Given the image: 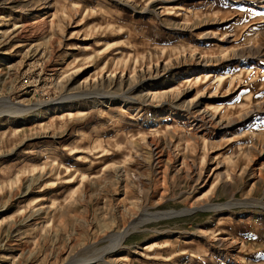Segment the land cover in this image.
Instances as JSON below:
<instances>
[{
    "label": "rangeland",
    "instance_id": "rangeland-1",
    "mask_svg": "<svg viewBox=\"0 0 264 264\" xmlns=\"http://www.w3.org/2000/svg\"><path fill=\"white\" fill-rule=\"evenodd\" d=\"M0 264H264V0H0Z\"/></svg>",
    "mask_w": 264,
    "mask_h": 264
},
{
    "label": "bare ground",
    "instance_id": "bare-ground-1",
    "mask_svg": "<svg viewBox=\"0 0 264 264\" xmlns=\"http://www.w3.org/2000/svg\"><path fill=\"white\" fill-rule=\"evenodd\" d=\"M213 119H214L213 116L208 115L205 112H203L202 114H200L199 116L196 117V120L200 122V125L202 127V130L201 131L206 130L205 124H207V122L208 123L211 122ZM191 261H192V259H191Z\"/></svg>",
    "mask_w": 264,
    "mask_h": 264
}]
</instances>
